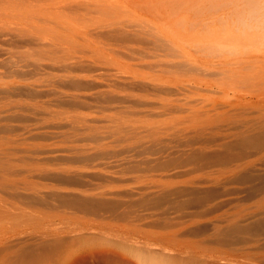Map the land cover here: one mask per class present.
Masks as SVG:
<instances>
[{
    "label": "rangeland",
    "instance_id": "obj_1",
    "mask_svg": "<svg viewBox=\"0 0 264 264\" xmlns=\"http://www.w3.org/2000/svg\"><path fill=\"white\" fill-rule=\"evenodd\" d=\"M0 264H264V0H0Z\"/></svg>",
    "mask_w": 264,
    "mask_h": 264
}]
</instances>
